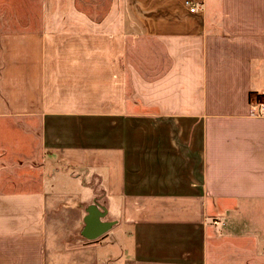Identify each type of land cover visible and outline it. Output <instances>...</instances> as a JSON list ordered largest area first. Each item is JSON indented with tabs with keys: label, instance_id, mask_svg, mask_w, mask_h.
I'll list each match as a JSON object with an SVG mask.
<instances>
[{
	"label": "crops",
	"instance_id": "crops-1",
	"mask_svg": "<svg viewBox=\"0 0 264 264\" xmlns=\"http://www.w3.org/2000/svg\"><path fill=\"white\" fill-rule=\"evenodd\" d=\"M261 98L264 0L1 20L0 264H264Z\"/></svg>",
	"mask_w": 264,
	"mask_h": 264
},
{
	"label": "rangeland",
	"instance_id": "rangeland-1",
	"mask_svg": "<svg viewBox=\"0 0 264 264\" xmlns=\"http://www.w3.org/2000/svg\"><path fill=\"white\" fill-rule=\"evenodd\" d=\"M70 3L71 0H0V21H39L45 13L56 21ZM262 102L264 98L258 99L251 107Z\"/></svg>",
	"mask_w": 264,
	"mask_h": 264
},
{
	"label": "water",
	"instance_id": "water-1",
	"mask_svg": "<svg viewBox=\"0 0 264 264\" xmlns=\"http://www.w3.org/2000/svg\"><path fill=\"white\" fill-rule=\"evenodd\" d=\"M97 208L92 206L88 210V216L85 220V229L83 236L88 240L96 239L106 233L113 223L101 222V215H98Z\"/></svg>",
	"mask_w": 264,
	"mask_h": 264
},
{
	"label": "built area",
	"instance_id": "built-area-1",
	"mask_svg": "<svg viewBox=\"0 0 264 264\" xmlns=\"http://www.w3.org/2000/svg\"><path fill=\"white\" fill-rule=\"evenodd\" d=\"M186 5L190 8L191 12L196 11V7L192 2L187 1ZM250 112L256 116H264V102L260 103L259 105L252 106Z\"/></svg>",
	"mask_w": 264,
	"mask_h": 264
}]
</instances>
